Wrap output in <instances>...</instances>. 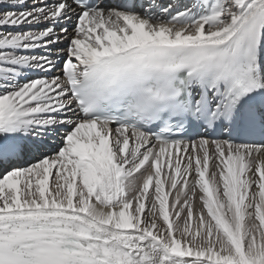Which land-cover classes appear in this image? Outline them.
Masks as SVG:
<instances>
[{"label":"snow or ice","instance_id":"6c2138e0","mask_svg":"<svg viewBox=\"0 0 264 264\" xmlns=\"http://www.w3.org/2000/svg\"><path fill=\"white\" fill-rule=\"evenodd\" d=\"M0 264H264V0H0Z\"/></svg>","mask_w":264,"mask_h":264},{"label":"bare ground","instance_id":"6f19581e","mask_svg":"<svg viewBox=\"0 0 264 264\" xmlns=\"http://www.w3.org/2000/svg\"><path fill=\"white\" fill-rule=\"evenodd\" d=\"M10 30H12V31H14V30H16V29H10ZM71 30V29H70ZM61 47H64V45H60Z\"/></svg>","mask_w":264,"mask_h":264}]
</instances>
